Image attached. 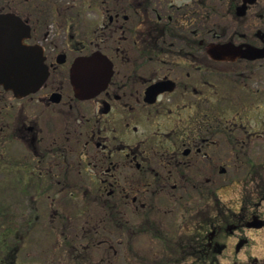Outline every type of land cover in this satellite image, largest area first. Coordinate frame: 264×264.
<instances>
[{
    "label": "flooded vegetation",
    "instance_id": "af4514ba",
    "mask_svg": "<svg viewBox=\"0 0 264 264\" xmlns=\"http://www.w3.org/2000/svg\"><path fill=\"white\" fill-rule=\"evenodd\" d=\"M8 12L49 74L30 94L0 84L1 252L16 255L6 264H20L25 235L10 201L31 186L58 235L54 264H91L108 242L119 257L128 242L153 249L157 264H220L229 238L236 252L253 244L264 158L252 146L264 129L250 128L247 95L264 103L262 0H0ZM94 54L111 68L100 86L109 65L99 73ZM84 58L81 92L73 76ZM234 184L239 206L222 200Z\"/></svg>",
    "mask_w": 264,
    "mask_h": 264
},
{
    "label": "rangeland",
    "instance_id": "374dc122",
    "mask_svg": "<svg viewBox=\"0 0 264 264\" xmlns=\"http://www.w3.org/2000/svg\"><path fill=\"white\" fill-rule=\"evenodd\" d=\"M47 1V3L45 2ZM72 1L79 2V0H58L59 4H67ZM44 3L46 6H49L52 3H57V0H39V3ZM264 0H262L263 4ZM69 5V4H68ZM255 8V7H254ZM256 9V8H255ZM225 8H220L219 14L216 16L219 18V22H223V13ZM48 11V9H47ZM54 16V15H53ZM52 17L48 12V18ZM250 18L251 15L248 14ZM252 29L254 26L251 27ZM254 68V67H253ZM252 68V70H253ZM256 72V71H255ZM263 75V72L258 69L256 74ZM247 113L249 115L248 120L249 123H253L255 127L250 128L252 130H261L264 129V103L261 105L253 104V100L247 95ZM252 149L259 150L258 152H254L255 156L258 159L264 158V141L262 139L256 140ZM237 187H240L238 184H234L229 189L225 191H221L222 200L229 205L235 204L239 206L240 203H236L237 198ZM3 189V186H1ZM32 190L28 197L26 195L16 194L14 200H11V213L13 220H18V223H24L23 229L21 232L25 233L23 238L21 239L20 254L17 256L20 264H54V260L56 261L55 255L60 254L59 249L56 250V243L54 244L55 237L58 236L55 234L54 230H52L50 218L43 215L42 210L38 208V205L42 202L39 200H32L35 196L34 194V186H31ZM31 196V197H30ZM18 198H20L18 200ZM239 201V200H238ZM240 202V201H239ZM39 203V204H38ZM5 202L0 200V206H4ZM74 204L70 203V208H73ZM239 208V207H237ZM261 211L264 210V204L262 205ZM4 221L3 215H0V222ZM0 228H4L1 227ZM74 230V227H72ZM4 233V230H0V234ZM247 234V231L246 233ZM250 237V241L253 239V244L248 247L236 252L235 243L237 239L235 237H231L228 239L229 247L226 248L222 254L219 255L220 264H247L248 256L257 257L258 262L264 261V229L261 230H253L248 232ZM111 244V245H110ZM63 245H60L59 248L62 249ZM94 254H92V263L91 264H101L95 260V257L102 255L108 256L110 258L104 264H157L153 260V249L150 248H138L137 244L133 243L132 245L123 244V248L121 250V257L117 255V243L108 242L106 248L103 249H94ZM102 252V253H101ZM139 254V255H138ZM258 262L250 261L249 264H261ZM168 264V263H162Z\"/></svg>",
    "mask_w": 264,
    "mask_h": 264
},
{
    "label": "water",
    "instance_id": "95a60500",
    "mask_svg": "<svg viewBox=\"0 0 264 264\" xmlns=\"http://www.w3.org/2000/svg\"><path fill=\"white\" fill-rule=\"evenodd\" d=\"M20 23L19 18L13 13L0 14V84L13 90L17 95L35 92L49 74L42 48L25 44L23 37H20L19 31L15 29ZM226 47L225 49H232L228 48V45ZM247 53L250 57L260 55L255 47L249 48ZM85 59L89 60L84 58L76 63L73 76L81 92L87 90L81 77ZM96 59L98 61L93 65L99 66V73L106 71L105 68L109 65L106 75L100 78L98 83L100 86L108 82L111 68L106 56L94 54L91 60L94 62Z\"/></svg>",
    "mask_w": 264,
    "mask_h": 264
},
{
    "label": "trees",
    "instance_id": "16d2710c",
    "mask_svg": "<svg viewBox=\"0 0 264 264\" xmlns=\"http://www.w3.org/2000/svg\"><path fill=\"white\" fill-rule=\"evenodd\" d=\"M3 208V207H2ZM3 238V234L0 237V264H6V260H8L10 257L13 258L15 255V253L13 252L12 254H10L9 252L5 251V253L1 252V250H4V248L7 247L6 242L4 241ZM8 253V255H7ZM7 257V258H6Z\"/></svg>",
    "mask_w": 264,
    "mask_h": 264
}]
</instances>
